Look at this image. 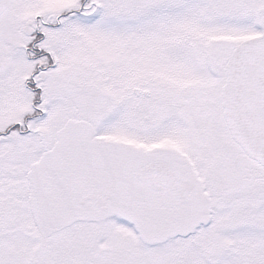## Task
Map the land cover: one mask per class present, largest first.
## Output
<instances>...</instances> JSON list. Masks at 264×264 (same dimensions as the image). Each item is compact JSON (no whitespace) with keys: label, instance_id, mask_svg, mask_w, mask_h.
I'll use <instances>...</instances> for the list:
<instances>
[{"label":"snow or ice","instance_id":"1","mask_svg":"<svg viewBox=\"0 0 264 264\" xmlns=\"http://www.w3.org/2000/svg\"><path fill=\"white\" fill-rule=\"evenodd\" d=\"M0 264H264V0H0Z\"/></svg>","mask_w":264,"mask_h":264}]
</instances>
